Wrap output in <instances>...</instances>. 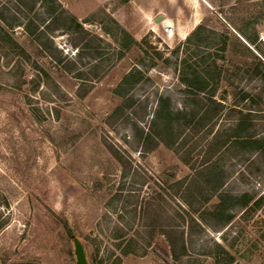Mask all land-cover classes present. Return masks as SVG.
Wrapping results in <instances>:
<instances>
[{
	"label": "rangeland",
	"instance_id": "rangeland-1",
	"mask_svg": "<svg viewBox=\"0 0 264 264\" xmlns=\"http://www.w3.org/2000/svg\"><path fill=\"white\" fill-rule=\"evenodd\" d=\"M214 61L217 103L182 78ZM161 98L219 110L153 148ZM74 237L89 264H264V0H0V264H77Z\"/></svg>",
	"mask_w": 264,
	"mask_h": 264
},
{
	"label": "trees",
	"instance_id": "trees-1",
	"mask_svg": "<svg viewBox=\"0 0 264 264\" xmlns=\"http://www.w3.org/2000/svg\"><path fill=\"white\" fill-rule=\"evenodd\" d=\"M66 19L69 24L71 23L72 25H76L79 28H83L78 20L72 15H69ZM201 28V26L198 27V29ZM123 32L125 35H127V38H129L128 40H134L127 31L123 30ZM37 38L40 40V35H38ZM134 74L135 71L129 75H126V77L123 79L120 89L125 91L121 93L122 96L127 95L132 89L133 84L138 82L139 78L136 77L137 75L134 76ZM220 77L221 70L218 68L215 61L211 65H207L202 69H199L196 63H188L182 70V78L188 87V92L194 96H198L201 93H209V101L211 103H217V101L214 99V96L218 90ZM196 105L197 108L189 109L188 105H186L185 109L176 110L174 104L171 103L170 98H161L156 115L151 123V131L148 132L142 139L144 143L149 146L148 144L154 141L153 148L158 146L160 143H165L168 146H173V144L178 143L181 129L183 128L182 126L187 127L192 125L194 122L193 120L198 114H201L200 120L202 121H204L205 118L208 119L211 117L209 115L211 114L212 108L214 107L205 105L200 101H196ZM214 110L218 112L219 109L214 108ZM224 197V195H221V200H223ZM221 206L219 207L220 213L222 212ZM230 218L231 216H228L226 220L229 221ZM69 238L72 239L71 236H69Z\"/></svg>",
	"mask_w": 264,
	"mask_h": 264
},
{
	"label": "water",
	"instance_id": "water-1",
	"mask_svg": "<svg viewBox=\"0 0 264 264\" xmlns=\"http://www.w3.org/2000/svg\"><path fill=\"white\" fill-rule=\"evenodd\" d=\"M160 18L163 19V17H160ZM73 242H74V249H75L77 264H89L86 251H85L82 241L78 237H74Z\"/></svg>",
	"mask_w": 264,
	"mask_h": 264
},
{
	"label": "built area",
	"instance_id": "built-area-1",
	"mask_svg": "<svg viewBox=\"0 0 264 264\" xmlns=\"http://www.w3.org/2000/svg\"><path fill=\"white\" fill-rule=\"evenodd\" d=\"M164 32L168 35L173 34V27L171 25H165L164 26Z\"/></svg>",
	"mask_w": 264,
	"mask_h": 264
}]
</instances>
